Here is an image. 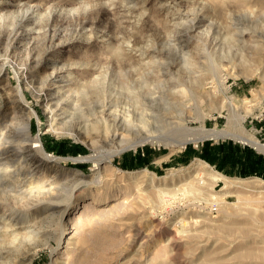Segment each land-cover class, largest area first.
I'll return each instance as SVG.
<instances>
[{"label":"rangeland","instance_id":"374dc122","mask_svg":"<svg viewBox=\"0 0 264 264\" xmlns=\"http://www.w3.org/2000/svg\"><path fill=\"white\" fill-rule=\"evenodd\" d=\"M164 1L167 4L163 0H0V17H4L0 20V141L7 140L6 134L18 120L30 117L31 134L40 135L46 152L66 158L46 159L38 165L36 154L32 163L21 162L19 155L20 159L14 154L9 156L12 160L7 158L10 172L4 182L0 181V264H264V193L246 189H240L242 195L230 193L225 197L227 214L221 204L207 203L189 191L190 181L203 185V179L194 176L195 162L201 160L196 154L186 157L184 152L198 150L204 140L189 142L183 148L163 141L139 144L98 168L83 158L102 147L103 153L107 152L113 144L107 143L109 134L103 131L98 136L86 131L79 112L86 116L91 102L102 98L122 103L118 107L122 111L132 94L141 95L143 102L155 96L153 104L158 108L170 105L174 113L165 119L167 123L227 128V117L233 111L232 130L254 132L260 140L254 126L261 124L255 116L264 110V0ZM35 3L37 11L23 18L21 25L15 23V10ZM50 9L55 11L48 15ZM186 12V17H178ZM198 15L205 17L201 26L204 35L185 49L189 56L175 52L176 40L182 38L179 23L189 26ZM165 45L180 63L177 74H162L173 59L171 55L168 59L151 53ZM141 51L146 55H139ZM53 68L58 69L56 77H50ZM95 76L99 80L92 84ZM169 80L175 82L176 90L181 84L186 92L189 89L187 98L178 96ZM18 89L23 101L18 99ZM142 89L145 95L150 89L156 92L142 96ZM191 93L196 96L189 97ZM230 97L234 104H229ZM164 100L167 103L161 102ZM32 112L35 114L29 116ZM242 114L247 115L240 125ZM153 120L148 128L154 135L166 136L172 130V124L169 127ZM69 121H78L80 136L65 125ZM208 139L220 141L224 137ZM132 155L141 156L143 161L135 168L120 167L121 157ZM210 171L217 172L210 165L204 168L205 173ZM2 172L0 169V175ZM204 181L212 186L211 192L222 194V181ZM213 205L217 210L212 213Z\"/></svg>","mask_w":264,"mask_h":264},{"label":"bare ground","instance_id":"6f19581e","mask_svg":"<svg viewBox=\"0 0 264 264\" xmlns=\"http://www.w3.org/2000/svg\"><path fill=\"white\" fill-rule=\"evenodd\" d=\"M238 1V0H237ZM243 1V0H241ZM164 4H167L166 1H164ZM168 2V1H167ZM222 2V1H221ZM230 2V1H229ZM26 3V2H25ZM161 3V2H160ZM224 3V2H223ZM31 4V3H30ZM247 4V3H245ZM205 5V4H204ZM212 5V4H211ZM226 5V4H225ZM224 5V6H225ZM230 5V4H229ZM19 6V5H18ZM36 3L35 5H29V4H23V6H19L15 12H16V15H13V18H15L16 22L15 23H18V25H21L22 24V20L23 18H28V15H31L33 13H35V11H37V7H36ZM124 6V5H123ZM38 7L40 8V5H38ZM103 7V6H102ZM212 7V6H211ZM52 8V7H51ZM61 8V7H60ZM57 9V8H56ZM211 10V9H210ZM247 10V9H246ZM48 12V15H50L51 13L53 14L54 11H52V9L50 10H47ZM58 11V10H57ZM61 11V10H60ZM173 11V10H172ZM204 11V10H203ZM209 11V9H208ZM224 11V10H223ZM14 12V13H15ZM198 12V10H197ZM200 12H202L200 10ZM174 13V12H173ZM64 14V13H63ZM72 14V13H71ZM179 14V13H178ZM229 14V13H228ZM68 15V14H67ZM188 15V13H180V18H183V17H186ZM204 15V12L203 14ZM213 15V14H212ZM231 15V14H230ZM246 15V14H245ZM34 16V15H33ZM36 16V15H35ZM225 16V15H224ZM232 16V15H231ZM226 17H229V16H226ZM246 17V16H245ZM248 18V17H247ZM205 17L203 16H199L196 17V18H193L191 21H192V24L189 25V26H186L185 23H179L180 25H182L180 27V31L179 33L181 34V37L180 39H177L176 40V45H177V48H178V51H175V52H179L181 53L182 55H187L188 54V50L185 51L186 48H188V46H190V43H192L193 41H199V37L204 33L203 31H205V29H201V26H203V21H204ZM209 19V17H208ZM230 19V18H229ZM0 20H4V17L1 16L0 17ZM25 20V19H24ZM181 20V19H179ZM211 20V19H210ZM26 21V20H25ZM213 21V20H212ZM243 21V20H242ZM190 22V21H189ZM230 22V21H229ZM232 22V21H231ZM245 22V21H244ZM24 23V22H23ZM235 23V22H234ZM237 23V22H236ZM246 23V22H245ZM243 24V23H242ZM15 25V24H13ZM173 25V24H172ZM179 25V26H180ZM245 25V24H244ZM247 25V24H246ZM17 26V24H16ZM239 26V25H238ZM15 27V26H14ZM233 27V25H232ZM243 27V26H242ZM19 28V27H18ZM174 28V27H173ZM172 28V29H173ZM236 29V28H235ZM239 29V28H238ZM56 30V29H55ZM171 30V29H170ZM229 30H230V27H229ZM248 30V28H247ZM254 30V29H252ZM17 31V30H16ZM59 31V30H58ZM172 31V30H171ZM234 31V30H233ZM232 31V32H233ZM238 31V30H237ZM243 31V29H242ZM245 31V30H244ZM243 31V32H244ZM170 32V31H169ZM174 32V31H172ZM251 32V31H250ZM255 34L256 31H254ZM48 33V32H47ZM56 33V32H55ZM208 33V32H207ZM235 33V32H234ZM12 34V33H11ZM21 33L19 32H15V35H20ZM166 34V33H165ZM168 34V33H167ZM172 34V33H171ZM170 34V35H171ZM174 34V33H173ZM242 34V32H241ZM238 35L239 37L241 36ZM254 34V36H256ZM263 34L260 32V35ZM204 35V34H203ZM259 35V37H260ZM258 36V35H257ZM56 37V36H55ZM167 37V36H166ZM175 37V36H174ZM250 37V36H249ZM252 37V36H251ZM250 37V38H251ZM258 37V38H259ZM263 37V35H262ZM261 37V38H262ZM253 38V37H252ZM167 39V38H166ZM197 39V40H196ZM215 39V38H214ZM217 39V38H216ZM175 40V39H174ZM249 40V39H248ZM252 40V39H251ZM264 40V39H263ZM14 41V40H13ZM150 41V40H149ZM209 41V40H208ZM228 41V39H227ZM234 41H237V43L239 42L238 40H234ZM259 41V40H258ZM261 41V40H260ZM60 42V41H59ZM163 42V41H162ZM252 42V41H251ZM257 42V41H256ZM147 43V42H146ZM151 43V42H150ZM154 43V41H153ZM159 43V42H158ZM220 43V42H219ZM236 43V42H235ZM234 43V44H235ZM240 43V42H239ZM238 43V44H239ZM163 44V43H162ZM172 44V43H171ZM174 44V43H173ZM208 44V43H207ZM221 44V43H220ZM253 44V43H252ZM14 45V44H13ZM135 45V44H134ZM164 45V44H163ZM56 46V45H55ZM198 46V45H197ZM206 46V45H204ZM214 46V45H213ZM217 46V44H216ZM236 46V45H235ZM243 46V45H242ZM8 47V46H7ZM10 47V46H9ZM147 47V46H146ZM150 47V46H148ZM228 47V46H227ZM5 48V47H4ZM167 48L166 45L165 47H163L162 49L160 48L159 50L157 49V51H151V53H155L154 55H160L161 57H167L168 59L169 56L171 55L174 56V52L173 53H170V50L165 49ZM176 48V49H177ZM217 48V47H216ZM219 48V47H218ZM155 49V48H153ZM193 49V48H192ZM206 49V48H205ZM220 49V48H219ZM117 50L119 52H121L120 48H117ZM116 50V51H117ZM141 50V49H140ZM156 50V49H155ZM169 50V51H168ZM172 50H175L172 48ZM196 50V49H194ZM198 50V49H197ZM139 51V50H138ZM201 51V50H200ZM234 51V50H233ZM249 51V50H248ZM193 52V51H191ZM205 52V51H204ZM253 52V51H252ZM42 53V52H41ZM122 53V52H121ZM201 53V52H200ZM120 54V53H119ZM193 54V53H192ZM230 54V52H229ZM7 55V54H6ZM139 55L141 56H145L146 53L144 51H141L139 53ZM138 55V57H139ZM149 55V54H148ZM151 55V54H150ZM179 55V54H178ZM206 55V54H205ZM27 56V55H26ZM30 56V55H29ZM119 56V55H117ZM125 56V55H124ZM132 56V55H131ZM189 56V55H187ZM6 57V56H5ZM123 57V55H122ZM147 57V56H146ZM156 57V56H155ZM161 57H159L161 59ZM183 57V56H182ZM125 58V57H123ZM163 58V59H164ZM173 58V57H172ZM171 58V59H172ZM223 58V57H222ZM154 59V58H153ZM202 59V58H201ZM166 60V59H165ZM181 60V59H180ZM142 61V60H141ZM152 62V60H150ZM157 61V60H156ZM160 61V60H158ZM162 61V60H161ZM171 62L166 64V71H164L163 76L165 75H173L174 73L177 74L178 70L180 69L178 64H180L177 59H175V57L170 60ZM53 62V61H51ZM143 62V61H142ZM168 62V60L166 61ZM50 63V62H49ZM55 63V61L53 62ZM153 63V62H152ZM155 63V62H154ZM211 63V61H210ZM129 64V63H128ZM145 64V63H144ZM151 64V63H150ZM158 64H162L163 66H165L163 64V62H159ZM55 65V64H54ZM54 65H52L53 67H55ZM149 65V64H147ZM154 65V64H153ZM191 65V64H190ZM197 65V64H196ZM158 66H161V65H158ZM157 64H156V67H158ZM59 67V66H58ZM63 67V66H62ZM136 67V66H135ZM149 67V66H148ZM151 67V65H150ZM155 67V66H154ZM153 67V69H154ZM182 67V66H181ZM215 67V66H214ZM90 68V67H89ZM159 68V67H158ZM162 68V67H161ZM164 68V67H163ZM162 68V70H163ZM176 68V70L174 71H171L172 69ZM197 68V67H196ZM195 68V69H196ZM60 69V68H59ZM64 69V68H63ZM143 69V68H142ZM92 71H96V69H91ZM181 70V69H180ZM145 71V70H144ZM155 71V70H154ZM158 71H161L158 69ZM200 71V70H199ZM150 72V71H149ZM22 73V72H21ZM57 73H58V69L56 68H53L51 70V73L50 74V77H56L57 76ZM86 73H87V70H86ZM103 73V72H102ZM140 73V72H139ZM158 73V76H159V72ZM180 73V72H179ZM30 74V73H29ZM152 74V72L150 73ZM47 75V74H46ZM70 75V73H69ZM85 75V74H84ZM98 75V74H97ZM105 75V74H104ZM141 75V74H140ZM146 75V74H145ZM148 75V74H147ZM214 75V74H213ZM49 76V75H48ZM99 76V75H98ZM109 76V75H108ZM150 76V75H149ZM34 77V76H33ZM47 77V76H46ZM45 77V78H46ZM68 77V76H67ZM144 77V76H143ZM142 77V78H143ZM147 77V76H146ZM153 77V76H152ZM175 77V76H174ZM31 78V77H30ZM49 78V77H48ZM61 78V77H60ZM99 77L95 76V77H92V79L90 80V82L93 84L95 83L96 81H98ZM134 78V77H133ZM138 77L136 76V79ZM167 78V77H166ZM171 78V77H170ZM178 78V77H177ZM195 78V77H194ZM199 78V77H198ZM210 78V77H209ZM212 78V77H211ZM111 79V78H109ZM135 79V78H134ZM159 79V78H158ZM163 79V78H162ZM169 79V77H168ZM172 79V78H171ZM214 79V77H213ZM153 80V79H152ZM152 80H151V83H152ZM161 80V79H160ZM165 80V78H164ZM163 80V81H164ZM194 80V79H193ZM200 80V79H198ZM74 81V80H73ZM78 81V80H77ZM102 81V80H101ZM105 81V80H104ZM110 81V80H109ZM142 81V79H141ZM147 81V80H145ZM161 81V82H163ZM165 81H168L167 79ZM170 82L169 83H173L172 85L170 86H173L175 85L174 83L175 82H171V80H169ZM196 81V79H195ZM194 81V82H195ZM208 81V80H207ZM215 81V80H214ZM222 81V80H221ZM55 82V81H54ZM135 82V81H134ZM139 82V80H138ZM149 82V81H148ZM177 82V81H176ZM52 83V82H51ZM76 83V82H75ZM97 83V82H96ZM103 83V82H102ZM120 83V82H119ZM125 83V81H124ZM133 83V82H132ZM137 83V82H136ZM154 83V82H153ZM152 83V84H153ZM157 84V81L155 82ZM167 83V82H166ZM167 83V84H169ZM178 83V82H177ZM49 84V83H48ZM54 84V83H52ZM126 84V83H125ZM159 84V83H158ZM162 84V83H161ZM181 84V83H180ZM179 84V85H180ZM97 85V84H96ZM135 85V84H134ZM137 85V84H136ZM141 85H143L141 83ZM160 85V84H159ZM164 85V84H163ZM166 85V84H165ZM165 85L163 87H165ZM196 85V84H195ZM54 86V85H53ZM140 86V85H139ZM147 86V85H146ZM149 86V85H148ZM153 86V85H151ZM155 86V85H154ZM162 86V85H161ZM160 88H163L161 87ZM59 87V85H58ZM61 87V86H60ZM134 87V86H133ZM158 87V86H157ZM174 87V86H173ZM180 87V86H179ZM188 87V86H187ZM196 87V86H194ZM148 88V87H146ZM155 88V87H154ZM153 88V89H154ZM166 88V87H165ZM62 89V88H61ZM149 89V88H148ZM147 89V91H148ZM153 89H150L151 91ZM156 89V88H155ZM171 89V88H170ZM175 91L178 92V96H180L181 98H185L186 95H188L187 93L190 94V90L188 88V91L186 92L185 90V86L182 88V84H181V87L180 89L178 88V90H176V88L174 87ZM173 89V91H174ZM81 90V89H79ZM92 90V89H91ZM99 90V89H98ZM143 90V89H142ZM141 90V92H142ZM145 90V89H144ZM143 90L142 92V96H148V95H151L153 94V92L149 91L148 92V95L146 94L145 95V91ZM162 89H160L161 91ZM169 90V89H168ZM17 91V96H19L18 99H20L21 101H23V93L21 91V89H18L16 90ZM59 91V90H58ZM166 90L162 91L165 93ZM90 92V91H89ZM97 92V91H96ZM100 92V91H99ZM114 92V91H113ZM156 92V91H155ZM158 92V91H157ZM193 92V91H192ZM77 93V92H76ZM85 93V92H84ZM92 93V92H91ZM106 93V92H105ZM111 93V92H110ZM128 93V92H127ZM140 93V91H139ZM147 93V92H146ZM170 93V92H169ZM173 93V92H172ZM175 93V92H174ZM173 93V97L175 96ZM88 94V93H87ZM97 94V93H96ZM113 94V93H112ZM117 94V93H116ZM144 94V95H143ZM193 93H191V96L189 95V97H192V96H196V95H192ZM196 94V93H195ZM74 95V94H73ZM77 95V94H76ZM94 95V94H93ZM115 95V94H114ZM124 95V94H123ZM158 96H160V92L159 94H157ZM156 95V97H157ZM176 95V96H177ZM198 95V94H197ZM54 96V95H53ZM67 96V95H66ZM75 96V95H74ZM90 96V95H89ZM127 96V95H126ZM141 96V95H140ZM139 95L137 94H132V97H131V100L130 102L127 100L126 103H124V107L122 108V111L120 109H118V107L122 104H117L115 101L113 100H108L105 101L106 99L105 98H102V99H97L96 101H92L91 102V105L90 107H88L87 109V113L86 116L83 115L84 112L81 111V113L79 112V117L80 119H83L85 122V130H91L94 132L95 135H99V134H102V131L103 133H106L109 134L108 135V138H107V143H112L113 144V148L107 152H104L103 153V150L101 148L99 149H96L94 153L92 154H88V155H85L83 156L84 159L86 160H90L92 161L93 163V167L94 168H98L99 165L103 164V163H106V162H109V161H112L111 158L117 154H119L120 152H122L123 150L125 149H129V148H132V149H135L137 148V146L140 144H144V143H147V142H151V143H159V142H164L165 145L167 146H170V147H180V148H183V146H185L187 143L189 142H193V143H198L202 140H205V139H208V138H211V139H214L216 140L217 138H223V137H233L234 139L240 141L241 143H249L250 145H252L254 148H256L257 150H260V151H263L264 152V144L254 135V132L253 133H247V132H240V133H237L234 132L232 130V125H233V118L235 117L233 111L230 113L231 115H228L227 117V122H226V126L227 128L225 129L224 127L223 128H216V127H212V128H207L204 123L201 124L200 126L198 127H192V126H188L186 125L185 123H181V122H165V119L167 120V118H171L173 116V108L170 107V105H168L167 107H161V108H158L156 107L158 101H156V105L153 104V102L157 99H154L153 97L155 96H149V98H145L146 100H144L143 102V98L140 97ZM170 96V95H168ZM199 96V95H198ZM82 96H80L81 98ZM129 97V96H127ZM166 97H167V91H166V94L164 95V98L166 100ZM201 97V96H200ZM16 98V97H15ZM59 98V97H58ZM57 98V99H58ZM126 98V97H125ZM160 98V97H159ZM168 98V97H167ZM172 98V97H171ZM177 98V97H176ZM187 98V97H186ZM193 98V97H192ZM195 100H196V97H194ZM68 99V98H67ZM113 99V98H112ZM154 99V101H153ZM161 99V98H160ZM175 99V98H174ZM182 99V100H183ZM189 99V98H188ZM64 100V99H63ZM62 100V102H63ZM116 100V99H115ZM163 100V99H162ZM164 101H161L162 103L165 102ZM172 100V99H171ZM170 100V102H171ZM180 101H182L181 99H179ZM194 100V99H192ZM198 100V99H197ZM242 100V99H241ZM65 101V100H64ZM117 101V100H116ZM126 101V100H125ZM123 101V102H125ZM179 101V102H180ZM177 102V101H176ZM73 103V102H72ZM77 103V102H76ZM87 103H88V100H87ZM98 103V104H97ZM120 103V102H119ZM159 103V102H158ZM167 103V102H165ZM165 103H164V106H165ZM173 104V102H171ZM170 103V104H171ZM235 102L233 101V97L231 98L230 97V100H229V104H234ZM243 103L245 105L246 103V100H243ZM55 104V103H54ZM59 104V103H58ZM62 104V103H60ZM86 104V103H83V105ZM161 104V103H160ZM159 104V106H161ZM176 104V103H174ZM183 104V102H182ZM196 104V103H195ZM71 105V104H69ZM90 105V104H89ZM52 106V105H51ZM62 106V105H60ZM79 106V105H78ZM123 106V105H121ZM163 106V105H162ZM173 106V105H171ZM233 106V105H232ZM236 106V105H235ZM68 107V106H67ZM59 108V107H57ZM65 108V107H64ZM98 108V109H97ZM61 109V108H60ZM86 109V108H85ZM180 109V108H179ZM178 109V110H179ZM56 110V109H55ZM65 109H63L64 111ZM82 110V109H81ZM176 110V109H175ZM28 111V110H27ZM62 111V110H61ZM247 111V109H246ZM65 112V111H64ZM76 112V110H75ZM30 113V112H29ZM34 112H32L31 114H29V116H31ZM35 114V113H34ZM58 114V113H57ZM64 114H68L67 112L64 113ZM20 115V114H19ZM70 117L73 116L71 114H69ZM177 115V114H176ZM239 115V114H237ZM241 115V114H240ZM239 115V116H240ZM247 114H245L246 116ZM61 116V115H59ZM57 116V117H59ZM66 116V115H64ZM63 116V117H64ZM243 114H242V117L239 118V121H238V124L242 125V122L244 121V117H245ZM75 117V116H74ZM73 117V118H74ZM62 118V117H60ZM67 118V117H66ZM72 119V118H71ZM78 119V118H76ZM154 119V120H158L159 122L164 123V125H168L169 124H172V130L170 132L167 133L166 136H156L154 135V130L148 128V123H150V121ZM177 119V118H176ZM201 119V118H200ZM30 117H26V118H22L21 120H18L20 121L19 123H16L17 124H14L12 123L11 125H15L14 128H10L9 131H8V134H6V138L7 140H1L0 141V169L1 171H3L2 173L5 174L4 177L3 174L0 175V181L1 182H4L3 180L5 179V177L7 176L8 174V171L10 168H8V163H7V158L14 154V155H19L22 157L21 159V162L22 160L25 162V163H32L33 162V159H34V156L35 154L39 156V160L37 162L36 165H38L40 162L39 161H42V160H50V161H56L58 159H66V158H59L55 155H51V154H48L46 152V146H45V143L41 140V137L40 135H32L31 134V123H30ZM63 120V119H62ZM75 120V118L73 119ZM153 120V121H154ZM172 120V119H171ZM170 121V120H169ZM64 122V121H63ZM67 122V121H66ZM76 122V121H75ZM72 124L70 121L69 123H66L65 125H68V129L69 130H72V134L76 135V136H80L82 134V131L80 130L79 127L76 128V124H78V121L76 122V124ZM58 123V122H57ZM65 123V122H64ZM62 123V124H64ZM158 122H154V124ZM61 124V125H62ZM81 124V122H80ZM79 124V125H80ZM237 124V123H236ZM64 125V128L66 127ZM163 125V124H162ZM161 125V126H162ZM159 126V125H158ZM170 127V126H169ZM50 129H53L52 125H50ZM61 129V128H60ZM62 130V129H61ZM66 130V129H65ZM165 130V129H164ZM169 130V129H168ZM53 131H56V129ZM75 131V132H73ZM145 131V132H144ZM156 131V130H155ZM158 133V131H156ZM166 132V131H165ZM59 133V132H58ZM5 134V133H4ZM70 134V132H69ZM160 134V133H159ZM92 135V134H91ZM162 135V134H160ZM164 135V133H163ZM4 135H2L3 137ZM98 138V137H97ZM101 138V137H100ZM99 138V140H100ZM78 139V138H77ZM94 139V138H93ZM90 140V139H89ZM97 140V139H96ZM102 140V139H101ZM105 140V139H104ZM98 141V140H97ZM104 142V141H103ZM91 143L95 146V140H92L91 139ZM101 144H103L102 142H100ZM91 144V145H92ZM106 144V143H104ZM115 144V145H114ZM161 145V144H160ZM90 146V145H89ZM107 146V145H106ZM105 147V146H104ZM112 147V146H111ZM107 150V149H106ZM105 151V150H104ZM27 153V154H26ZM18 156V159H20ZM11 158V157H9ZM36 158V157H35ZM71 160V158H69ZM83 159V160H84ZM12 160V158H11ZM74 160V158H73ZM10 161V160H9ZM8 161V162H9ZM19 162V161H18ZM7 163V164H6ZM17 163V162H16ZM10 165H11V162H10ZM22 165V164H21ZM15 166V165H13ZM23 166V165H22ZM16 167V166H15ZM24 167V166H23ZM195 174L194 176H197L196 178H201L203 180H201V184L203 185H197L195 184H192L191 181L189 183H187V185H189V191L191 193H193L195 196H198V197H201L203 199H205V201L207 203H216V204H221L224 208V213L227 211L226 209V200H225V197L228 196L230 193L234 192V191H238L237 192V195L239 194H243L246 190L248 192L249 191H253L255 193H257L258 195H262L264 193V182L263 181H259V180H238V179H231V178H228L216 171H210L208 173H205L204 172V168H209V165L205 162H195ZM19 170V169H18ZM35 170V169H34ZM17 171V170H16ZM100 171V170H99ZM10 172V171H9ZM133 171H130L128 173H132ZM17 174V173H16ZM12 175V174H11ZM100 176V175H99ZM10 177V176H9ZM194 178V177H193ZM204 178L208 179V181H213V180H218V181H222L223 182V188L221 189L223 192L222 194H215L212 191V186L210 185V183L208 182H205L204 181ZM10 179V178H9ZM79 181H81V179L79 178L78 179ZM194 181V180H193ZM98 182V181H97ZM87 183V182H86ZM198 183H199V180H198ZM200 184V183H199ZM7 185V184H6ZM77 185V184H76ZM240 189H243L244 192H241ZM246 189V190H244ZM5 192V191H4ZM162 192V191H161ZM39 193V192H38ZM192 194V195H193ZM252 195V194H251ZM248 200V199H247ZM8 206V204H7ZM199 206V205H198ZM3 212V211H2ZM6 213V212H5ZM227 213V212H226ZM228 214V213H227ZM253 214H255L253 212ZM231 215V214H230ZM252 215V214H251ZM1 216V215H0ZM256 218V217H255ZM2 219V218H1ZM258 219V218H256ZM7 221V220H6ZM257 221V220H256ZM10 227V226H9ZM36 231V230H35ZM35 233V232H34ZM37 233V232H36ZM32 234V233H31ZM4 254V253H3ZM205 254V253H204ZM203 254V255H204ZM211 254V253H210ZM1 256V254H0ZM217 257V256H216ZM2 258H3V255H2ZM204 258V257H203ZM213 259V258H212ZM210 259V260H212ZM209 260V261H210ZM214 260V259H213ZM218 259H216V262H220V259L219 261H217ZM222 261V260H221ZM205 263V262H204ZM221 263V262H220ZM200 264V263H199ZM210 264V263H208ZM212 264H217V263H212Z\"/></svg>","mask_w":264,"mask_h":264},{"label":"crops","instance_id":"0c3cea01","mask_svg":"<svg viewBox=\"0 0 264 264\" xmlns=\"http://www.w3.org/2000/svg\"><path fill=\"white\" fill-rule=\"evenodd\" d=\"M260 126L256 123V128ZM257 134V133H256ZM258 135V134H257ZM259 136V135H258ZM264 143V133L260 136ZM238 140L221 139L220 141L201 142L198 150H186L184 155L191 157L196 154L199 160L214 167L225 176L254 177L264 182V152ZM143 161L141 156L121 157L120 167L135 168Z\"/></svg>","mask_w":264,"mask_h":264},{"label":"built area","instance_id":"2783aa9c","mask_svg":"<svg viewBox=\"0 0 264 264\" xmlns=\"http://www.w3.org/2000/svg\"><path fill=\"white\" fill-rule=\"evenodd\" d=\"M255 120L261 123L259 127L254 128L256 133L261 136L264 133V110L255 116ZM210 210L212 213L215 212L217 210V206H211Z\"/></svg>","mask_w":264,"mask_h":264}]
</instances>
